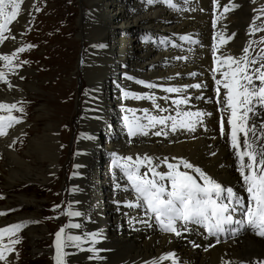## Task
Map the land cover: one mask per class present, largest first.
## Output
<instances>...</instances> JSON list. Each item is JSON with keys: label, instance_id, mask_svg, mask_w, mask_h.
<instances>
[{"label": "bare ground", "instance_id": "1", "mask_svg": "<svg viewBox=\"0 0 264 264\" xmlns=\"http://www.w3.org/2000/svg\"><path fill=\"white\" fill-rule=\"evenodd\" d=\"M217 1L220 7L217 8L216 15L212 16L211 0H173L176 7L169 6L165 0H152L151 3H148V0H65L67 10L65 19L68 24H72L70 29L73 24L74 27L77 24L74 28L77 31V40L69 45L65 43L67 45L65 49L56 47L47 51L48 57L55 56L58 61L63 51L70 53L69 62L73 63L72 71L76 78L74 84L70 83L71 87L74 88L79 82L82 88L80 91L82 93L78 95L80 100L76 103V109H73L74 113L78 112L77 117L80 114L81 131H77L78 135L75 137L77 148L70 160L74 163V169L67 179L68 186L71 184L70 187L67 186L69 188L67 212L78 211L81 215L72 217L66 214L62 225L65 236H80L81 243L78 248H65L67 255L64 256V264H99L96 262L97 259L103 264H156L157 259L163 256L172 258L160 261V264H225L227 261L233 264H254L264 260V240L249 233L230 242H219L220 244L216 243L214 235L201 230L205 225H189L187 236L182 232L180 238L174 234L164 233L152 223L148 213L146 215L138 207H128V204L136 203L137 194L134 190L131 194L127 192L129 183L124 171L120 167L116 168L115 172L110 171L108 165L113 156L116 157L115 154L119 157L146 154L152 157L154 162L156 158L162 160L168 157L169 162L173 163L176 161H172L171 158L182 157L225 188L236 189L242 184L239 161L234 150L230 148L227 136L230 131L227 123L230 110L223 105L226 135L224 139L219 136L216 106L211 99L207 103L182 106L186 110L210 113L204 117L203 126H197L194 132L180 130L175 133L169 132L167 136H156L153 133L160 129L161 126L158 125L156 128H149L147 135L129 136L125 121V117L131 119L129 110H134L138 116L142 115L144 110L151 115H157L154 104H160L168 109L159 115H175L173 110L175 105L172 101L179 96L164 89L203 83L206 87L188 88L186 95L192 97L191 102L198 96L208 97L213 94L211 90L216 85L215 81L222 80L219 72L213 70L226 69L222 64L225 54L241 56L242 49L250 42L251 58H256L255 54L264 52V42H257L258 39L264 38V33L259 35L250 33L253 22L257 26L264 24V19L262 21L256 19L263 13L258 9L264 6V0ZM226 4L229 7L228 11H224ZM33 6L34 0L25 1L22 14L9 35H14L16 39L7 40L2 45L0 54H11L12 50L21 46V33L27 28L29 19L33 16ZM72 14L74 17H71ZM212 18L216 21L214 28L210 23ZM38 20L39 16L36 17L35 24L31 25L32 33ZM32 33L28 32L25 35L31 37ZM217 33L224 35L225 39L232 33H235V36L226 44H222L218 38L214 39ZM212 34L215 36L209 37ZM182 37L190 39H181ZM28 39L25 37L26 43L33 42L31 38ZM217 40L218 45L215 47L219 51L214 53V46L205 44ZM25 44L23 46L26 49ZM101 44L105 47H99ZM80 46L82 51L79 49ZM3 63L4 61H0V71ZM67 68L69 69V65ZM29 72L14 74L13 82L9 83L12 85L11 88L0 84V102L14 103L17 99L23 100L27 91L33 93L46 89L37 86L35 78L28 82L20 81V77H24L25 73H28L30 78L32 74ZM191 73H196V76L190 75ZM138 80L158 87L147 88L137 84L135 81ZM53 82L65 93L66 89L61 80ZM85 83L87 85L82 87ZM220 88L223 100L227 92L223 87V80ZM68 91L70 90L66 91V100H69L71 94ZM125 92L154 96L155 99L126 98ZM165 97L168 99L165 100ZM49 111L51 110L48 104H39L34 110V121L43 118L46 120ZM259 111L264 112L263 109ZM237 114L239 115V109ZM259 119H264V116ZM51 121L52 119L46 121L44 133L29 139L28 147L24 151L21 150L22 146L18 141L20 136L26 133L27 125L22 123L15 125L10 128L7 136L0 137V149L3 153L1 158L4 162L0 164V172L4 177L2 185L5 192H10L22 184L33 182L45 184L49 179L48 173L58 170L59 140L54 137V124ZM141 122L147 123L146 120ZM164 130L168 131L167 128ZM242 140L243 137L241 145ZM104 142L106 153L102 146ZM108 153L112 156L110 161L106 157ZM33 155L38 162L28 159ZM44 162L46 169L40 166V163ZM144 170L142 168L141 172ZM180 170L189 171L191 174V170L182 166ZM157 171L166 172V165L161 164ZM100 176L103 177L101 181L98 180ZM198 182L202 183L199 180ZM8 202L0 211L16 208L17 204L14 202L26 207L37 205L36 197L26 193H19ZM36 213V211L22 213L16 215V218L2 219L0 224L37 221ZM76 224L80 227H69ZM45 227L38 228L34 225L28 229L27 234L33 244L45 236L47 232ZM189 227L196 233L190 232ZM93 233L99 234L95 243L89 239ZM51 240L47 253L55 261V235ZM33 247V252L40 250L39 253H46L45 250ZM14 260L15 258L12 264ZM0 264L4 262L1 261Z\"/></svg>", "mask_w": 264, "mask_h": 264}, {"label": "snow or ice", "instance_id": "2", "mask_svg": "<svg viewBox=\"0 0 264 264\" xmlns=\"http://www.w3.org/2000/svg\"><path fill=\"white\" fill-rule=\"evenodd\" d=\"M151 2L152 0H148V3ZM165 2L171 7H176L173 0H165ZM22 3L23 0H0V45H3L7 40L15 41L14 35H5V32L10 31L8 26L17 20ZM213 3L216 7H220L216 0H213ZM228 10V5H224V11ZM258 11L264 12V6ZM256 19H260V17H256ZM213 26H216V21H213ZM260 31H264V24L257 26L253 22V25L250 26V33ZM234 36L235 33H232L225 39L224 35L217 33L214 39L218 38L222 44H226ZM181 39L190 38L182 37ZM261 42H264V38ZM27 47L31 48L33 45ZM99 47L103 48L105 45L101 44ZM250 47L251 42L242 49L243 55L238 57L225 54L222 64L226 66V69L213 70L219 72L223 80V87L227 89L225 98L220 100L221 89L216 88L217 103L230 110L227 121L230 131L227 136L230 148L234 150L239 161L240 175L247 184V192L250 198L247 206L240 197L235 196L231 188L223 187L200 168L195 167L182 157L171 158L172 161H176L175 163L169 162L168 157H164L162 160L156 158L154 162L153 158L146 154L136 157H120L116 161V166L124 171L127 181L137 194L136 203L128 204V207L144 208L146 215L148 212L152 213L154 221L164 233L180 237L182 230L186 232L188 225L194 224L205 225L210 234L217 235L226 231V225L236 224L240 227L233 232V235L239 232L242 227H248L255 235L264 237V119H259L264 116V112L258 111V109H264V52L257 54L256 58H251ZM25 50L24 47H20L11 54H0V61L6 62L5 66L13 68L14 71L15 67L28 63V61H21L20 64L13 66V61L18 59L16 52L22 53ZM218 51L219 49L214 46L213 52ZM190 75L196 76V73ZM20 78L23 79L22 76ZM213 78L215 79V76ZM128 79L133 78L128 77ZM222 80L217 79L216 84L220 85ZM0 81L7 84L9 88L12 87L3 71H0ZM256 81L259 82L258 85ZM135 82L147 88L158 87L155 84H146L144 81ZM204 87L206 85L203 83H195L181 88L168 87L164 89L168 93H175L179 96L178 99L172 101L175 105L173 109L175 115H159V113L168 111L160 104H154L157 115H151L147 110H144L142 115L138 116L134 110H129L131 119L125 117L128 135H147L149 128H156L158 125L161 126L160 129L153 133L156 136H167L169 132L175 133L180 130L194 132L197 126H203L204 117L210 113L186 110L182 106L191 103L192 97L186 95L188 88L201 89ZM125 97L136 100L155 99L154 96H141L131 92H125ZM196 98L203 99V97ZM164 99L167 100L168 98L165 97ZM22 103L0 102V110L8 112L7 116H0V137L8 135L6 128H11L14 124L22 122L21 118L11 114L13 110L23 113V107L17 106ZM238 109L239 115L237 114ZM142 120H146L147 123H142ZM4 121H7V124L2 123ZM165 128L168 131H165ZM220 132L222 136L225 135L223 119H221ZM241 137H243L242 145ZM9 146L11 147V145ZM161 164L166 165V172L157 171ZM181 166L191 170V174L189 171H181ZM142 168L145 169L143 172H141ZM59 207V205L55 206V208ZM238 208L242 210L244 220L234 219V213L237 212ZM66 214L72 217L81 215L78 211H69ZM2 215L5 213L0 212V216ZM24 226L25 224L15 223L7 227H0V261H3L4 264H12L14 256L18 255L15 252V245L20 243L17 233ZM69 227L79 228L80 225H69ZM64 232V227H61L55 233L56 264H64V256L67 255L64 251L65 248H78L81 243L80 236H65ZM5 234L8 235V243L6 244L2 242V237ZM98 235L93 233L89 239L95 243ZM195 246L198 247L199 245ZM170 258L172 257H160L156 264ZM225 264H233V262L227 261ZM254 264H264V260L254 262Z\"/></svg>", "mask_w": 264, "mask_h": 264}, {"label": "rangeland", "instance_id": "3", "mask_svg": "<svg viewBox=\"0 0 264 264\" xmlns=\"http://www.w3.org/2000/svg\"><path fill=\"white\" fill-rule=\"evenodd\" d=\"M25 1H27V0H23V3L21 4V11H20V14H19L17 20L12 22L8 26L10 31H12V28H14V25L19 20V17L22 14V8H23ZM58 3H60L59 6H58ZM37 9H39V10H37ZM33 10H34L33 16L31 17V19H29L30 22L28 23V26H27L28 29L26 28L21 33L23 36L20 34L21 35V40H20L21 46L20 47H24L23 45L26 43L25 37L27 39L31 38V40L33 41L32 43H26L25 44L26 47L28 45H33V47H31V48L27 47L26 50L22 53L16 52V56L18 57V59H15L13 61V66L15 64H20L21 61H28V63L21 64L20 67H15L14 71H13V68L6 67L5 66L6 62H4L3 63L4 65L2 64V67H3L2 71L4 70L3 72L5 73L6 79L8 80L9 83L13 82L15 75L21 74V72L30 71L29 73L32 74L30 76L31 79L28 77L29 76L28 73H25V76L23 77L24 80L20 78V81L28 82V81H31L35 78L37 81V86H39L40 88L43 86V88L45 87L47 89V90L45 89L42 92L41 91L33 92L36 94H33L31 91L26 90L27 91L26 97L23 100L17 99V101L16 100L14 101V103L23 102L22 104L17 105L18 107H23V109H24L23 113L13 110V112L11 114L21 118V120H22L21 123L27 125L26 133L24 135H21L20 139L18 141V143L21 144V146H22L21 150H23V151L28 147L29 139L32 138L34 135L36 136L39 133L40 134L44 133L43 129H45L46 121L49 119H52L51 122L54 124L53 134H54V137H56L57 140H59V144H57L59 168L57 171H51L48 173L49 179L45 184H40L38 182L37 183L33 182L30 184H22L19 187H16V189L15 188L12 189L10 192H5V189L2 185V183H4V177L0 172V174H1L0 175V177H1L0 178V197H2V198H0V208L7 205V203H9L8 201H10L14 196L18 195L19 193H26L29 196H35L36 202H37V205L36 204L30 205V207H26V206L20 205V204L18 205L17 202H14L15 205L17 204L16 208H14V209L8 208L6 210L4 209V211H0V212L5 213V215L0 216V223H2L1 222L2 219L7 220V219H11V218H16V215H19L22 213H32V212L36 211L37 212L36 214L38 215L37 221L27 220V221H25L26 223L25 222L21 223V224H25V226L22 227L20 229V231L17 233V236L20 239V243L15 245V252L18 255L14 256V258H15L14 264H56L54 259L51 257V255H49L47 253V250L51 246L50 245L52 242L51 239H53L55 233L61 227H64V226H62V225H64L63 220L65 219V215L68 211L67 203L69 200V194H68L69 188H67V186H68L67 179H69V177L71 176V171H73V169H74L73 168L74 163H71L70 160L72 159L73 155L75 154V151L77 148V142H76L75 137H77L79 130L81 131L80 114L77 117L78 112L76 111L75 112L76 114H75L73 112V109L74 110L76 109V103L78 100H80L79 96H80V93H82V92H80L82 88H81V84H79V82H78V84L76 83V86H74V88L71 87L70 83L71 82L73 83L74 81H76V78L74 77L73 71H72L73 63L71 64V62H69V61H71L70 53L68 51H63V53H62V51H61V53H62L60 56L61 59H60V61H58L57 58H55V56L48 57L47 51L51 50L52 48H56V47L65 49L67 47V45L72 44L71 43L72 41L77 40V36H76L77 31L74 30V28L77 27V24L75 25V27L73 24V27L70 29V26L72 24H68L66 19H65V18H67V15H66L67 10H66L65 0H34ZM37 16H39V20L37 22V26H36L34 32L32 33V31H33L32 27L33 26H31V25L35 24V20H36ZM71 17H74V14H72ZM259 17H260V20L262 21L264 19V12L260 13ZM32 18H33V20H32ZM76 18H77V16H76ZM10 31L5 32V35H10ZM28 32H29V34L32 33L31 37L28 35H25V33L28 34ZM263 33H264V31H263ZM65 43L67 45H65ZM60 45H62V46H60ZM1 46L2 45H0V47ZM79 49H80V51H82V46H80ZM14 51H16V49L12 50V52H14ZM68 56H69V58H68ZM67 59H68V61H67ZM68 65H69V69L67 68ZM60 72H62V75H60ZM186 78L188 79L189 76H187ZM55 80H61V83L64 84V88L66 89L65 93L61 92V89H59V86H57V84H54L53 81H55ZM1 82H0L1 85L5 84L3 81H1ZM5 85L8 86L7 84H5ZM85 85H87V84L86 83L84 85L82 84V87ZM77 88H78V90H76ZM54 90H56V91H54ZM62 90H63V88H62ZM67 90H70V91H68L69 94L71 93L69 100H66V95H67L66 91ZM87 94L89 95V93H87ZM43 95H44V97H43ZM9 104H11V103H9ZM39 104H41V105L42 104H48L51 111H49L48 116L45 117L46 120H43L44 119L43 118L39 121H34V118H33L34 110H35V108H37V106H39ZM7 115H8L7 111L0 110V116H7ZM2 123L7 124V121H4ZM21 123H16L11 128H13L15 125H18ZM6 130L8 132V131H10V128H6ZM22 139H24V140H22ZM24 142H26V143L24 144ZM102 146L105 149V150L104 149L103 150L106 153V150H107L105 148L106 143L105 142L102 143ZM2 154L3 153L0 149V155H1L0 156V164L1 163L4 164L3 158H1ZM115 155H116V157L113 156L114 158H112L111 153H108V155H106V157L108 158L109 161L112 158V160L110 161L111 163H109L108 165L110 167L109 170L114 171V172L116 171V168H119L116 166V161L118 158H120L117 154H115ZM35 158H36L35 155H33L28 159L31 161L38 162ZM42 164L43 163H40V166L45 167V169H46L47 168L46 163L44 162L43 166H42ZM3 170H5V169L3 168ZM46 173H47V171H46ZM102 179H103L102 176H100L98 178L99 181H101ZM70 186H71V184L69 183L68 187H70ZM130 186H131V184L129 183V187H128L129 191H127L129 194H131V192L134 190ZM42 200H43V202H42ZM56 205H59L60 207L55 208ZM141 209L143 212H145V210H143V208H141ZM10 210H14V211L12 212ZM62 213H64V214H62ZM149 216L154 217V215L150 212H149ZM153 223L155 225H157V223L155 221H153ZM11 224H15V223L0 224V227H7V226H10ZM34 225H36L38 228L39 227L44 228L45 226H46L45 228H47V232H45V236L37 239V242H36L37 245L32 243L31 239L28 237V234H27L28 229H30ZM191 228L192 227H189L190 232L196 233V231L193 228L192 229ZM182 232H184V231L182 230ZM197 232L201 233V231H197ZM184 233L187 236V233L186 232H184ZM202 238L206 239V237H202ZM2 242L5 244L8 243V235L7 234H5L2 237ZM219 242L220 241H216V243H219ZM33 246H35L38 249H41V251L45 250L46 253L41 254V253H39L40 250H36L35 251L36 253L33 252V249H34ZM96 262L99 264H103V263L99 262L98 259Z\"/></svg>", "mask_w": 264, "mask_h": 264}]
</instances>
